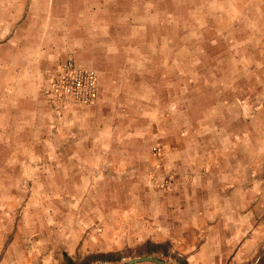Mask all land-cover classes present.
<instances>
[{"label": "crops", "instance_id": "crops-1", "mask_svg": "<svg viewBox=\"0 0 264 264\" xmlns=\"http://www.w3.org/2000/svg\"><path fill=\"white\" fill-rule=\"evenodd\" d=\"M58 1L21 4L0 42V129L19 135L25 166L71 187L75 213L107 198L110 222L89 224L109 238L171 239L203 262L258 257L264 78L244 72L264 70V0H123L106 31L90 1ZM69 58L98 71L99 93L54 113L47 78Z\"/></svg>", "mask_w": 264, "mask_h": 264}, {"label": "rangeland", "instance_id": "rangeland-1", "mask_svg": "<svg viewBox=\"0 0 264 264\" xmlns=\"http://www.w3.org/2000/svg\"><path fill=\"white\" fill-rule=\"evenodd\" d=\"M89 1L92 4L86 5V11L92 17L100 15L95 23L99 21L100 29L106 31L108 15H112L113 10L116 14L121 11L123 0H74L73 7H80L81 3ZM23 3L28 8L34 0H0V42L9 34H6L5 28L9 27L11 31V17L22 8ZM48 3L57 5L61 2L50 0ZM199 56L196 57L197 62ZM94 70L99 81V73ZM205 73L203 69L195 71L196 77H202ZM244 74L264 78V70H245ZM49 105L54 113H58L53 102H49ZM18 137L0 129V264H67V257H71L75 264H123L144 255L162 258L169 264H222L196 259L179 249L171 239L162 242L152 237L142 240L114 239L106 235L107 230L101 225L91 228L89 217L96 221L108 218L110 222L109 217L113 215L108 211V199L86 197L83 201L88 210L91 209L89 205H95L99 200V204L104 201L105 207L100 205L97 208L96 205L84 215L75 213L73 206L76 198L68 197L71 187L67 188L65 183L59 181V176L41 174L39 166L34 163L25 166L28 151L16 149ZM154 152L158 153L159 147ZM19 153L21 157L17 158ZM35 157L30 152L29 160H36ZM171 182L170 176L165 175L158 189L169 190ZM92 184L87 181L84 186L91 191ZM99 210L102 212L98 213ZM225 264H264V246L260 247L259 256H254V260Z\"/></svg>", "mask_w": 264, "mask_h": 264}, {"label": "built area", "instance_id": "built-area-1", "mask_svg": "<svg viewBox=\"0 0 264 264\" xmlns=\"http://www.w3.org/2000/svg\"><path fill=\"white\" fill-rule=\"evenodd\" d=\"M98 93L97 72L79 66L74 59L61 63L49 80L48 95L57 112L71 105H92Z\"/></svg>", "mask_w": 264, "mask_h": 264}, {"label": "water", "instance_id": "water-1", "mask_svg": "<svg viewBox=\"0 0 264 264\" xmlns=\"http://www.w3.org/2000/svg\"><path fill=\"white\" fill-rule=\"evenodd\" d=\"M141 262H152V263H156V264H169L164 259L156 257V256H151V255L134 257L132 259L127 260L123 264H136V263H141Z\"/></svg>", "mask_w": 264, "mask_h": 264}, {"label": "trees", "instance_id": "trees-1", "mask_svg": "<svg viewBox=\"0 0 264 264\" xmlns=\"http://www.w3.org/2000/svg\"><path fill=\"white\" fill-rule=\"evenodd\" d=\"M67 264H75V263L72 258L67 257Z\"/></svg>", "mask_w": 264, "mask_h": 264}]
</instances>
